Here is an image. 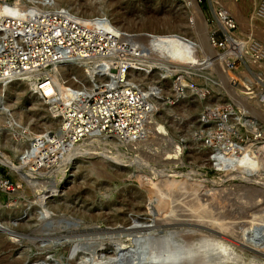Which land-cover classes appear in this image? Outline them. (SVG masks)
Instances as JSON below:
<instances>
[{
    "label": "rangeland",
    "instance_id": "obj_1",
    "mask_svg": "<svg viewBox=\"0 0 264 264\" xmlns=\"http://www.w3.org/2000/svg\"><path fill=\"white\" fill-rule=\"evenodd\" d=\"M69 1L81 14L103 3L122 29L147 30L136 35L142 53L151 46L143 38L194 50L190 77L210 96L158 107L168 140L150 134L133 146L92 136L68 144L56 137L60 94L52 109L27 80L8 83L0 97V264H264V55L255 52L257 43L264 50V0H195V13L184 0ZM212 36L219 51L229 48L226 37L243 47L224 56L212 51ZM96 78L98 88L108 84ZM217 104L247 118L238 143L222 138L218 123L214 138L201 126L203 108ZM43 131L52 139L35 153L10 146ZM215 139L229 150L249 147L250 156L217 167L208 153ZM171 254L179 261L167 260Z\"/></svg>",
    "mask_w": 264,
    "mask_h": 264
},
{
    "label": "bare ground",
    "instance_id": "obj_2",
    "mask_svg": "<svg viewBox=\"0 0 264 264\" xmlns=\"http://www.w3.org/2000/svg\"><path fill=\"white\" fill-rule=\"evenodd\" d=\"M9 1L11 3H9ZM9 1L0 0L1 46L3 44L7 45L9 42H14L17 45L21 42L22 45L27 46V41L34 42L36 40L37 37L34 35L38 34V28L41 25L42 27L46 25L45 21H48L49 13L54 14V17L56 18L58 17V13H63L67 18H72L74 19L72 21H78L80 22V24L83 23V25L86 26V29H89L88 31H83L88 36L89 45H91L89 42L92 43L93 37L95 41L96 39H101L100 41L105 40L108 49L112 47L113 50L107 53L103 50H100L99 46L92 48V52L89 49L80 48L77 50L78 55L69 53L67 55H63V57L61 58L51 61L48 65L44 64L31 70L25 69L20 71V73L18 72V74L16 75H11L10 71H7V74L4 75V73L6 72L4 71V69H2L0 70V97H5V87L8 83H10L14 79H22L28 81L27 83L31 88L30 93L32 95L40 94L41 98L43 97L44 99L48 100L47 102L54 105V97H56L57 94H60L61 99L66 101V99L71 98L76 94L87 96L94 93L99 85V83H97L96 77L98 76L99 80L101 81L103 76H106L109 72H111V74L114 75V80L110 78H108V80H102L103 82H108V84H102V86L97 90H101L103 86L112 87L113 84H123V92L121 93L120 91L119 94H123L122 101L124 102V105H122L121 108L126 115L130 112V105L127 103L128 97L125 96L124 91H128L129 86L134 84L138 87L141 93V97L143 98L142 100L141 97H139L136 102L139 105L137 104L138 108L135 109V111L138 113V117L140 118V122L136 125H127L125 128L120 129L122 135L124 132H127L126 137H122L120 135L121 133L119 132L115 134H107V132L105 131L100 132L93 129L87 132V134L84 136H76V139L74 138V140L72 136L65 135V132H62L60 130L59 134L56 135V137L62 142H67L68 144L81 143L85 140H88L92 136H102L116 139L117 142L119 141V143H122V141H130L129 143H132L133 146H136V144H143V140L148 138L150 134L153 136H158L161 139L168 140V129L165 127L163 118H161V115L159 116L158 111H156L158 107H162L164 105L169 106L168 103L174 105L183 100L185 97L189 96L202 97V99L204 100H206L210 96L206 94L204 88H202L201 86L198 87L194 79L190 77V74H194L196 72L195 69H197L195 60L190 55L194 52V50H188L186 48H182L179 45H177L176 47L171 46L168 43L159 41V39L156 40L154 38H145L146 41H144L143 38V43L145 42L146 45L150 44L151 46L147 48V50L145 49L147 53H142V51L139 50L140 47H142V41L140 42V38L138 39L136 35L143 34V31L147 30L144 29L140 31H130L124 28L122 29V27L118 23H114L109 20L110 16L107 13V6L103 3H99L93 6L92 10L89 13L81 14V9L79 10V8H76L77 5L76 7H74L75 4L73 6L69 0H22L19 2L18 0ZM184 2L190 7L189 10L191 11V13L196 12L195 0H184ZM221 14H226V12L223 11L221 12ZM217 16L219 15L217 14ZM59 17L60 22L66 21L63 16L60 15ZM219 17L224 21L226 28L229 31V23L226 22L221 16ZM66 23L67 22H65V24ZM230 26H232V24H230ZM174 31L176 32L179 30L175 29ZM230 33L234 36V33ZM43 38H45V36H43ZM57 38L59 40H62L63 36H59ZM228 38L229 37H226V41L230 43L229 48L223 51H219L217 47H215V40L212 36V51H217L218 53L227 56V54L232 52L233 50L243 47V43L238 42L239 44H234V42H229ZM53 40L54 39H50V42L52 43ZM74 48L75 50L77 49L76 44H74ZM30 51L31 53L34 52L32 54L36 53L35 49H31ZM255 52L258 53V55H264V50H262V46L259 43H257L256 45ZM28 53V51H22L21 53L15 54L13 53L10 55L9 60L12 64L15 65V58L20 57V55L23 54L22 58L25 57L27 59ZM91 53L93 54L91 55ZM24 54H26V56H24ZM87 54L88 56H83ZM224 56L217 57L215 60L213 59V61L218 63L219 60H222ZM32 61H36V59H32L30 61L23 60V63L27 64L28 62ZM87 61H89L90 63H87ZM104 61H109V68L107 66L108 64H103ZM208 61H210L209 64L212 63L211 59H209ZM139 65L143 69L139 68ZM122 66H125L124 70H122ZM97 69L99 70V72L97 71ZM137 69H141V73L143 72V74L138 73L134 76L133 73H135ZM153 72L156 73V79L152 78ZM73 74L76 75V79L72 78L73 76L71 75ZM128 74H132L133 77H129ZM42 77L43 80L48 79V81L43 84L41 88H39L38 84L43 81L39 79ZM142 94L146 97L145 99ZM169 95H172V100L170 99ZM63 103L64 102L61 101V105L59 106V109L62 110L60 114L61 116L59 114H56L55 116L60 122V124L57 122L59 126L63 121V116L66 115ZM133 104L135 103L133 102ZM166 106L164 107V110H172L171 108H168ZM52 109H55V105ZM55 112L57 111L55 110ZM233 114L234 110H231V107H229V105H210L203 108L201 115H199V119H201V122H203L201 126L204 129L207 128L206 135H208L209 137L214 138L211 135V130L215 127L213 124L218 123L220 125V135H222V138L230 140L231 142L234 141L238 143L241 135L238 128L242 129V127H244L245 120H247V118H243L242 120L241 117H239L238 115L235 117V115ZM125 119H123L122 121H124ZM252 124L255 123L253 122ZM139 127H141L140 130L138 129ZM225 127H229L231 129V133H228L227 131L225 132ZM217 132L218 131H214L213 134H216ZM43 133L44 134L41 135H34L32 138H30V141L26 142L25 144L16 146L11 145V143L10 146H14V149H17L22 153L26 151L27 153H30V151H32V153H35V151L40 148V145L42 146L45 141H50L52 139L49 135V132L45 133V131H43ZM261 135L262 133L260 134V136ZM206 140L208 139L206 138ZM6 144L8 145V141L6 142ZM221 144H226L228 146V143L226 141L224 142V140L215 139V143L211 144L212 148L219 149H214V151H211V148L210 150H208L209 154H214L213 159L216 162L215 166L217 167H221L222 165H224V163H226V161H234L231 159L230 161L228 159L230 155V146L220 147ZM173 146L175 147L173 148L174 150L172 152L176 150L178 151L179 146L176 144H173ZM232 147L238 146L232 143ZM177 151L175 153H177ZM235 159L237 160V158ZM166 240L163 244H168ZM192 250H198V247H192ZM186 252L184 250V253ZM172 254L168 255L170 258H168L167 260H169L170 262L173 260L179 261L176 259V256H173L176 253L174 252V254Z\"/></svg>",
    "mask_w": 264,
    "mask_h": 264
},
{
    "label": "built area",
    "instance_id": "obj_3",
    "mask_svg": "<svg viewBox=\"0 0 264 264\" xmlns=\"http://www.w3.org/2000/svg\"><path fill=\"white\" fill-rule=\"evenodd\" d=\"M221 12L223 11H219L218 15L228 22L230 26L232 20L227 14H221ZM60 15L63 16L66 21L60 22ZM57 16L56 18L54 14L49 13V19L45 21L46 25L44 27L41 25L38 28V34L34 35L37 37L36 40L34 42L27 41V46L22 45L21 42L18 43V45L14 42H9L7 45H0V70L4 69L6 72L4 75L7 74V71H10L11 75H16L18 72L20 73V71L25 69L31 70L44 64L48 65L51 61L69 53L78 55L77 50L80 48L91 50L99 46L100 50L107 53L113 50L112 47L108 49L105 40L100 41L101 39H96L95 41L93 37L92 43L89 42L91 44L89 45L88 36L83 32L89 29H86L83 23L80 24L78 21L74 22L72 21L74 19L67 18L63 13H58ZM65 22L67 23L65 24ZM43 36H45V38H43ZM59 36H63L62 40L57 38ZM50 39H54L52 43ZM74 44L77 45L76 50ZM31 49H35L36 53L32 54L34 52L31 53ZM22 51L29 52L27 54L28 58H22V54L20 57L14 59L15 65L12 64L9 60L10 55L13 53H21ZM92 54L93 53H91V55ZM24 56H26V54H24ZM83 56H88V54ZM32 59H36V61L28 62L27 64L23 63V60L30 61ZM124 69L125 66H122V70ZM39 80H43V77ZM47 81L48 79L41 81L38 87L41 88ZM123 88V84H113L112 87L103 86L101 90H96L90 95L82 96L76 94L66 101H62L64 102L63 105L66 115L63 116L60 130L65 132V135L72 136L73 139H76V136H84L93 129L100 132L105 131L107 134L119 132L122 137H126L127 132H124L122 135L120 129L125 128L127 125H136L140 122V118L135 109L138 108V103L136 102L139 97H141V93L134 84L129 86L128 91H124L125 96L128 97L127 103L130 105V112L126 115L121 108V106L124 105L122 101L123 94H119L120 91L121 93L123 92ZM142 96L144 99L146 98L143 94ZM141 99L143 100L142 97ZM133 102L135 104H133ZM123 119L125 120L122 121ZM138 129L140 130L141 127Z\"/></svg>",
    "mask_w": 264,
    "mask_h": 264
},
{
    "label": "water",
    "instance_id": "obj_4",
    "mask_svg": "<svg viewBox=\"0 0 264 264\" xmlns=\"http://www.w3.org/2000/svg\"><path fill=\"white\" fill-rule=\"evenodd\" d=\"M250 152H251V149L249 147H231V149H230V155H229L228 159L229 160L230 159L231 160H234L235 158H239V157H246V158H248L250 156L249 155ZM240 242L242 244H244V245L246 244V243H244L241 240H240Z\"/></svg>",
    "mask_w": 264,
    "mask_h": 264
}]
</instances>
